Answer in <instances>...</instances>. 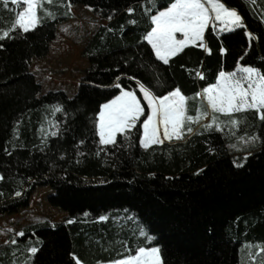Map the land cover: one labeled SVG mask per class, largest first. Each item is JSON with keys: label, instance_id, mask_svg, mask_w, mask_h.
Masks as SVG:
<instances>
[{"label": "trees", "instance_id": "trees-1", "mask_svg": "<svg viewBox=\"0 0 264 264\" xmlns=\"http://www.w3.org/2000/svg\"><path fill=\"white\" fill-rule=\"evenodd\" d=\"M220 1L244 27L209 26L203 48L187 45L164 63L144 37L151 16L173 0H37L39 22L27 32L12 30L22 6L0 0V37L9 32L0 38V215L30 208L37 188H49L46 202L63 212L61 220L29 222L9 235L0 264L110 263L151 246L161 264H264V120L257 110L220 114L256 134L246 153L231 152L215 127L188 133L184 126L183 140L140 145L149 109L138 83L156 96L179 88L195 117L197 109L207 112L196 94L221 71L251 66L264 74V0ZM76 6L101 21L81 50L86 68L73 96L43 93L32 61L48 53L56 26ZM121 88L137 95L144 112L102 145L100 105Z\"/></svg>", "mask_w": 264, "mask_h": 264}, {"label": "snow or ice", "instance_id": "snow-or-ice-1", "mask_svg": "<svg viewBox=\"0 0 264 264\" xmlns=\"http://www.w3.org/2000/svg\"><path fill=\"white\" fill-rule=\"evenodd\" d=\"M7 2L8 0H5V4ZM11 3L17 5L18 8L22 6V10L17 11L12 30L18 28L27 32L34 28L39 22L36 13L37 0H11ZM207 3L210 5L211 13L214 14V20L209 7L205 6L203 0H173L167 8L151 16L152 27L144 39L151 45L157 59L168 63L170 57L177 55L187 45L196 44L198 41L200 42L199 47L203 48L205 29L209 24H212L215 29L216 21L220 22L222 30H231L229 26L236 27L242 24V18L237 11L229 9L220 0H207ZM129 11L132 10L129 9ZM178 33L182 34V38H178ZM8 35L9 32L4 31L3 37L0 38H6ZM224 51L225 49L221 48V52ZM116 87L120 86L116 85ZM139 88L149 109L147 119L143 121L144 134L140 139V144L144 147L161 143L158 138L160 126H163L165 138L180 139L185 122L194 121L201 115L199 109H197L196 117L186 114L188 98L181 93L179 88L163 96H156L143 84H139ZM202 93L207 106L213 113L230 115L242 110L255 109L259 112V118L264 120V74H261L258 69L245 66L233 72L221 71L216 83L203 88ZM196 95L200 96L201 93ZM60 110V106H55L54 111ZM143 112L144 109L137 95L133 91L121 88L119 95L100 105L99 121L96 126L99 143L102 145L115 143L117 134L126 133L127 130L132 129ZM207 114V112L202 113V115ZM215 120L216 117L213 115L212 121L204 127H211ZM230 123L236 126L238 121L232 119ZM216 127L219 130L220 124H216ZM187 130L191 132L192 129L188 127ZM51 134L56 135L57 133L52 132ZM240 139L247 145L254 143L258 138L249 136L247 139L243 137ZM104 218L100 217L101 220ZM19 235H23V232ZM261 250L264 251V249ZM28 251L35 253L37 249L30 248ZM110 264H161L159 249L139 247L135 255H127Z\"/></svg>", "mask_w": 264, "mask_h": 264}, {"label": "rangeland", "instance_id": "rangeland-1", "mask_svg": "<svg viewBox=\"0 0 264 264\" xmlns=\"http://www.w3.org/2000/svg\"><path fill=\"white\" fill-rule=\"evenodd\" d=\"M209 12L213 16L214 20V14L211 13L210 8ZM72 14L74 16L72 19L64 21L63 23L56 26L55 39L50 44L48 53L44 57L34 59L32 61L31 71L35 75L36 80L41 84L43 93L47 92L48 90H62L69 97L73 96L80 83L83 70L86 68L87 61L86 59L81 57V50L93 30L101 21L98 18L94 17L89 11L85 10L82 6H76L72 8ZM215 23H218V28H222L219 21H216ZM208 26H212V24H209ZM214 30H217L216 27ZM177 36L178 38H182V34L178 33ZM241 67L243 66H240L239 68ZM246 86L247 85L245 84V87ZM141 95L143 97L142 93ZM203 100L205 101L208 114L202 115L201 113L198 119L191 122L186 121V128H192L193 126H201L202 128H205L204 126L212 121V117L213 115H215L216 120L211 127L217 128L216 124H220L219 130L224 129L229 138V149L231 152L246 153L256 145L258 139H256L254 143H250L247 145H245L240 139L241 137L247 139V137L249 136L257 137L256 134L249 132L244 133L241 131V129L238 128L237 125H231V120H224L220 116V114L224 113L217 112L218 114H214L212 110L207 106V101L206 99H204V97ZM145 102L147 103L146 100ZM188 133L190 132L188 131ZM143 134L144 129L142 125V136ZM158 138L161 140V143L183 140V137H181L180 139H177L175 137H173L172 139L165 138L163 135V126H160ZM151 145L153 144H149L148 147ZM232 145H235V147H232ZM142 147L147 148L144 146ZM47 193H51V190L49 188H37L31 196L30 208L21 210L19 213L13 215H0V245L6 242L3 241L5 235H8L9 233L15 234L22 226L29 222H35L46 218L51 220L62 219V210L51 207L46 202L45 198ZM8 238L9 235L7 237V240ZM250 243L251 241L245 239L241 240L242 245ZM152 247L158 248L157 246L145 248Z\"/></svg>", "mask_w": 264, "mask_h": 264}, {"label": "crops", "instance_id": "crops-1", "mask_svg": "<svg viewBox=\"0 0 264 264\" xmlns=\"http://www.w3.org/2000/svg\"><path fill=\"white\" fill-rule=\"evenodd\" d=\"M203 2L205 3V6L206 7H209L210 8V5H208V3H207V0H203ZM221 2V1H220ZM226 6V5H225ZM227 7V6H226ZM211 9V8H210ZM231 9V8H230ZM239 14V13H238ZM240 15V14H239ZM242 18V17H241ZM218 23H216V25H217ZM240 26H244L243 25V20H242V24L240 25ZM236 27H239V26H236ZM236 27H232V26H229V28H231V30L232 29H234V28H236ZM216 29L219 31V32H228V31H231V30H228V29H223L222 30V28H218V25L216 26ZM206 30V29H205ZM205 33V32H204ZM204 38V37H203ZM199 42V41H198ZM151 46V45H150ZM199 98H201V95L200 96H198ZM98 121H99V115H98ZM8 235H11V233H9ZM8 235H5L4 236V239H3V241H7V237H8ZM13 236H15V234H13ZM5 243V242H4ZM104 264H110V263H104Z\"/></svg>", "mask_w": 264, "mask_h": 264}, {"label": "water", "instance_id": "water-1", "mask_svg": "<svg viewBox=\"0 0 264 264\" xmlns=\"http://www.w3.org/2000/svg\"><path fill=\"white\" fill-rule=\"evenodd\" d=\"M138 84H140V83H138Z\"/></svg>", "mask_w": 264, "mask_h": 264}]
</instances>
